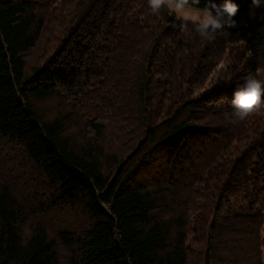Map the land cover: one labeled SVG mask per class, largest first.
<instances>
[{
    "label": "trees",
    "instance_id": "16d2710c",
    "mask_svg": "<svg viewBox=\"0 0 264 264\" xmlns=\"http://www.w3.org/2000/svg\"><path fill=\"white\" fill-rule=\"evenodd\" d=\"M233 2L236 25L206 42L147 0H0V264H190L195 247L200 264H264V108L230 120L237 86L264 71V4ZM41 39L56 46L28 69ZM125 91L141 131L115 162L68 100L117 112ZM164 148L166 176L135 180ZM19 166L28 191L9 179Z\"/></svg>",
    "mask_w": 264,
    "mask_h": 264
},
{
    "label": "rangeland",
    "instance_id": "374dc122",
    "mask_svg": "<svg viewBox=\"0 0 264 264\" xmlns=\"http://www.w3.org/2000/svg\"><path fill=\"white\" fill-rule=\"evenodd\" d=\"M55 44L52 43L51 40H40L33 48H31L26 56V65L28 69L30 66L34 64H38L43 62L54 50ZM85 82H83V86H85ZM84 88L89 92L90 90L88 88ZM203 88L198 89L196 92L202 91ZM123 95V99L121 100L122 103L125 102L126 106L123 108V105L120 106V108H117V112H112V108L114 107V104H107L106 100L101 99H95V100H89L90 95L85 99L82 98V101H80L79 98L72 99L69 98L68 102L70 104V107H75V103L79 104V107L77 109L79 117H76L75 121H78L79 127L77 130L81 132V137H88L91 140H96L98 144L102 146L105 153H112L116 156L115 162L120 159L126 157V154L131 150V148L136 145L137 142V136L136 134L141 131V127L139 126V123L133 120V117L130 113V107H131V95L127 94V91H125L124 94H120V96ZM78 97V96H77ZM79 99V102L78 100ZM42 109L44 111L50 109L51 112H54V108L56 107L55 99H48L43 102ZM128 103V104H127ZM99 119L101 121L102 126L101 132H96L92 126V122H95ZM175 153V152H174ZM173 152H170V150L164 148V149H158L155 152H152L151 155L148 156V160L150 164H148L146 167H143L138 169L136 171V179L137 181L141 182L142 184H152L155 182L160 181L166 176L165 171L170 170L172 168L168 164V160L170 161L172 159V156L175 155ZM148 155V154H146ZM178 155V154H177ZM3 157L2 159H4ZM107 162H113L111 157L106 159ZM170 168L168 169V167ZM164 170V171H163ZM25 170L22 167H18V171L16 174L10 170V180L12 184L16 187H23L25 191H28L30 189V185L27 184L26 180L22 178L21 173ZM17 176V177H16ZM34 176L36 181L39 182L41 179L36 176L34 171H28L26 174V177ZM28 180V179H27ZM31 184V182H30ZM40 186V185H39ZM43 184L41 183L40 189L37 188V191L39 193H42ZM52 218H60L66 225L70 221L67 218H70V213L66 212L64 215L58 213V210L51 211ZM209 215L207 214L206 217ZM53 219H50L49 223L52 222ZM83 219L79 218L77 222L71 221L74 225H81ZM60 224V222L58 223ZM68 224V225H69ZM77 227V226H76ZM200 254H199V247H195V249L190 251L189 255V263L190 264H200Z\"/></svg>",
    "mask_w": 264,
    "mask_h": 264
},
{
    "label": "clouds",
    "instance_id": "9594fccd",
    "mask_svg": "<svg viewBox=\"0 0 264 264\" xmlns=\"http://www.w3.org/2000/svg\"><path fill=\"white\" fill-rule=\"evenodd\" d=\"M253 6L259 8L264 0H252ZM147 0L145 11L152 16H159L164 10L174 14L181 32H185L191 25L195 33L204 41L211 42L218 32L225 28L234 27V19L239 10L233 0L216 3L215 0ZM141 5H135L133 12L139 11ZM132 13H130L131 15ZM264 71L257 69L256 74H249L240 83L231 99L232 123L246 121L251 115L264 108ZM264 235V233H262Z\"/></svg>",
    "mask_w": 264,
    "mask_h": 264
}]
</instances>
